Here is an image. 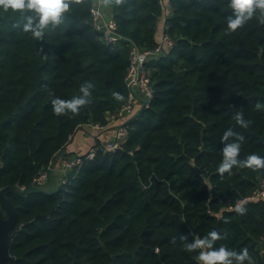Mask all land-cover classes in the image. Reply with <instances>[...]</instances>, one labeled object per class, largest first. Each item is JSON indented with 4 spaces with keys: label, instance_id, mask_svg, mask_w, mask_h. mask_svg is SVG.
I'll return each instance as SVG.
<instances>
[{
    "label": "trees",
    "instance_id": "trees-1",
    "mask_svg": "<svg viewBox=\"0 0 264 264\" xmlns=\"http://www.w3.org/2000/svg\"><path fill=\"white\" fill-rule=\"evenodd\" d=\"M91 4L73 5L42 41L0 15V190L31 186L81 127L107 125L129 97L131 43L155 48L161 18L172 45L146 64L153 94L125 123L119 149L93 146L52 194L8 195L18 216L8 264H197L179 236L212 230L225 237L214 247H247L264 264V199L246 200L264 169L217 172L229 128L244 137L240 159L264 157V24L254 18L226 34L227 0H125L106 5L125 40L105 44ZM85 81L91 102L79 115H54L49 92L71 99ZM237 202L245 214L232 210Z\"/></svg>",
    "mask_w": 264,
    "mask_h": 264
},
{
    "label": "clouds",
    "instance_id": "clouds-1",
    "mask_svg": "<svg viewBox=\"0 0 264 264\" xmlns=\"http://www.w3.org/2000/svg\"><path fill=\"white\" fill-rule=\"evenodd\" d=\"M85 2L86 0H0V15L11 14L17 17L14 27L30 34L34 40L42 41L49 29L55 30L63 24L66 14L73 11V5L79 6ZM124 2L125 0H100L103 5L120 6ZM226 7L231 10V14L225 18L228 35L235 33L254 18L260 24H264V0H227ZM93 88L92 82L85 81L80 86V95L67 100L49 92L52 112L56 116L68 113L73 116L79 115L80 110L91 102ZM112 96L116 101L125 99L119 92H113ZM233 119L242 128L249 126L250 122L244 119L242 112H237ZM221 142L224 147L222 148V160L217 168L221 177L225 173L231 174L234 167L253 171L264 169V157L255 153L247 155L245 159L239 158L244 137L232 128L224 132ZM232 210L239 215L246 212L242 202H237ZM228 222L225 220V223ZM223 238L225 237L217 230L209 231L202 237L194 236L191 242L188 241L186 235L179 236L187 252L198 253L193 257L197 264H256L247 247L239 251L225 246L214 247L216 242ZM172 243H176L175 237Z\"/></svg>",
    "mask_w": 264,
    "mask_h": 264
},
{
    "label": "built area",
    "instance_id": "built-area-1",
    "mask_svg": "<svg viewBox=\"0 0 264 264\" xmlns=\"http://www.w3.org/2000/svg\"><path fill=\"white\" fill-rule=\"evenodd\" d=\"M90 14L92 19V26L94 30L99 34L101 40L105 44L115 43L125 38L117 32V27L112 16L107 14L106 5L100 3V0H92L90 7ZM169 14L168 4L164 6V15ZM172 42L166 34H162L158 45L153 49H141L135 44L131 43L129 49V67L126 76L127 87L129 90V97L126 103L115 113L108 114L112 116V119H121L126 115L131 114L134 110V105L139 102L142 106V110L148 107L151 100L153 91L149 79V70L146 64L151 60L163 56L167 48L171 47ZM140 113V112H139ZM137 112L129 120L139 115ZM126 123V122H125ZM124 124L118 126L116 135L106 145L102 146L106 151H114L119 149L126 139L127 127ZM96 128H102L104 126L94 125ZM96 150L90 149L86 154L87 159H92ZM83 159L80 156H74L70 158H62L58 162V170L60 171V183H65V175L71 172L74 168L82 164ZM49 179V169L44 172H40L33 180L35 186H45ZM24 190V187L19 188ZM264 199V179H262L254 191V193L246 200Z\"/></svg>",
    "mask_w": 264,
    "mask_h": 264
},
{
    "label": "water",
    "instance_id": "water-1",
    "mask_svg": "<svg viewBox=\"0 0 264 264\" xmlns=\"http://www.w3.org/2000/svg\"><path fill=\"white\" fill-rule=\"evenodd\" d=\"M65 147H63L53 158L49 168V179L47 186L31 185L24 190L15 186H8L0 190V202L3 212L0 210V264H8L10 260L9 242L11 233L18 223V216L9 194L18 197H25L29 193L38 192L44 194H52L58 187L60 181V171L56 169L58 160L64 155Z\"/></svg>",
    "mask_w": 264,
    "mask_h": 264
},
{
    "label": "crops",
    "instance_id": "crops-1",
    "mask_svg": "<svg viewBox=\"0 0 264 264\" xmlns=\"http://www.w3.org/2000/svg\"><path fill=\"white\" fill-rule=\"evenodd\" d=\"M109 14V13H107ZM164 32V19L158 21L157 39H161ZM142 106L139 102L134 105V110L131 114L126 115L121 119H112L111 115H107V125L102 128H96L94 125L81 127L77 133L72 137L70 143L65 148V153L72 154V156H80L87 153L93 146H104L114 139L119 125L129 121V119L141 112ZM59 161V160H58ZM58 168V162L56 169ZM48 184V183H47ZM47 186V185H46Z\"/></svg>",
    "mask_w": 264,
    "mask_h": 264
},
{
    "label": "rangeland",
    "instance_id": "rangeland-1",
    "mask_svg": "<svg viewBox=\"0 0 264 264\" xmlns=\"http://www.w3.org/2000/svg\"><path fill=\"white\" fill-rule=\"evenodd\" d=\"M163 5H164V6L166 5V2H165V1H163Z\"/></svg>",
    "mask_w": 264,
    "mask_h": 264
}]
</instances>
